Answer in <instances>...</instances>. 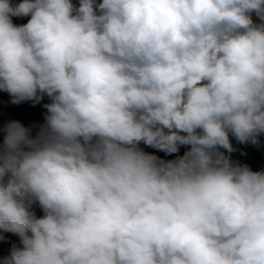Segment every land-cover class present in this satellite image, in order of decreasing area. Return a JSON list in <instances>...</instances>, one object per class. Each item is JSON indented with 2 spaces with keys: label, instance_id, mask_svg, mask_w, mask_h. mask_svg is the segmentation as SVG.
<instances>
[{
  "label": "clouds",
  "instance_id": "clouds-1",
  "mask_svg": "<svg viewBox=\"0 0 264 264\" xmlns=\"http://www.w3.org/2000/svg\"><path fill=\"white\" fill-rule=\"evenodd\" d=\"M0 91L2 264H264V0H0Z\"/></svg>",
  "mask_w": 264,
  "mask_h": 264
},
{
  "label": "trees",
  "instance_id": "trees-1",
  "mask_svg": "<svg viewBox=\"0 0 264 264\" xmlns=\"http://www.w3.org/2000/svg\"><path fill=\"white\" fill-rule=\"evenodd\" d=\"M14 3H18L19 0H12ZM73 4H76L78 0H72ZM30 17H22L16 18L13 17L14 24H24L27 23V20ZM9 96L7 93L0 91V143L3 140V132L2 128L4 123L7 120L15 119L19 120L23 125L28 126L30 123H40L43 120V113L46 111L42 105L44 103L49 102L47 97H44L40 103L36 105H32L31 102H24L21 104L13 105L8 103ZM261 141L264 142V137H261ZM230 143L236 148V151L231 154V158L239 161L240 163L247 164L252 170H258L264 167V155L256 148V146L250 144H239L235 140L230 137ZM146 152L154 153L157 156L164 159H171L176 154H170L165 156L163 152H159L150 147L140 145ZM184 151V147L182 146L179 149L178 154H182ZM223 151V150H222ZM241 151L245 153V155H241ZM37 216L41 215L39 208L35 209ZM9 236V240L12 242L18 243L16 237L11 236L10 234H6ZM10 248V244L8 242H0V258L7 255L8 250ZM0 264H2V259H0Z\"/></svg>",
  "mask_w": 264,
  "mask_h": 264
}]
</instances>
